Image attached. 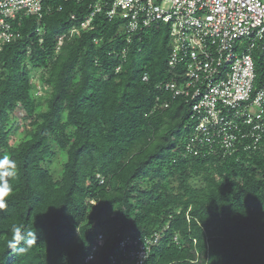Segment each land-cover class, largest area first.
<instances>
[{
    "label": "trees",
    "instance_id": "obj_1",
    "mask_svg": "<svg viewBox=\"0 0 264 264\" xmlns=\"http://www.w3.org/2000/svg\"><path fill=\"white\" fill-rule=\"evenodd\" d=\"M94 1L43 0L42 17H23L0 49V159L16 173L0 210V264H110L120 237L155 232L149 264H264V139L225 159L187 152L190 107L157 87L171 76L165 24L128 43L119 20L96 15L57 52ZM255 61L259 88L262 54ZM32 69L50 88L45 108ZM17 108L29 121L14 145ZM54 145L66 156L59 177ZM13 225L36 233L29 252L9 248ZM99 233L107 242L87 262Z\"/></svg>",
    "mask_w": 264,
    "mask_h": 264
},
{
    "label": "built area",
    "instance_id": "obj_2",
    "mask_svg": "<svg viewBox=\"0 0 264 264\" xmlns=\"http://www.w3.org/2000/svg\"><path fill=\"white\" fill-rule=\"evenodd\" d=\"M43 11V0H0V49L20 36L23 17H42ZM100 14L121 22L128 43L154 26H169L171 76L157 87L173 99L183 97L190 107L188 153L225 159L238 149L255 153L261 148L264 78L256 88L255 55L259 52L264 61V0H95L79 26L58 36L57 52L67 36L89 28ZM117 55L125 58L127 49ZM162 104L168 107L169 101ZM160 236L155 232L120 237L110 264H149ZM107 239L103 233L97 235L87 262L95 259Z\"/></svg>",
    "mask_w": 264,
    "mask_h": 264
},
{
    "label": "clouds",
    "instance_id": "obj_3",
    "mask_svg": "<svg viewBox=\"0 0 264 264\" xmlns=\"http://www.w3.org/2000/svg\"><path fill=\"white\" fill-rule=\"evenodd\" d=\"M7 166L0 171V210L7 208L6 197L10 196L13 186L10 184L9 178L14 177L15 163L10 162L7 156L0 159V167ZM12 239L8 241L9 248L18 254H24L31 250L37 243V235L27 230L23 225H13L11 228Z\"/></svg>",
    "mask_w": 264,
    "mask_h": 264
},
{
    "label": "rangeland",
    "instance_id": "obj_4",
    "mask_svg": "<svg viewBox=\"0 0 264 264\" xmlns=\"http://www.w3.org/2000/svg\"><path fill=\"white\" fill-rule=\"evenodd\" d=\"M32 75V81L35 88V95L36 97L40 98V103L42 108L46 107V98L49 95L50 88L43 90L41 89V70L40 69H32L31 70ZM14 116L16 117L17 122L19 123L20 128L14 129V134L11 137V143L17 144L25 135L26 130L28 129V126L26 123H28V119H26L25 112L23 109L17 108L14 111ZM12 123V121H11ZM53 150L56 152V155L53 156L48 163V167L53 171L55 177H59L61 175V172L64 168V162L66 160V156L64 152H62L56 145L53 146Z\"/></svg>",
    "mask_w": 264,
    "mask_h": 264
}]
</instances>
